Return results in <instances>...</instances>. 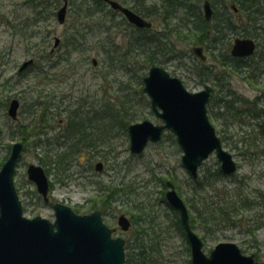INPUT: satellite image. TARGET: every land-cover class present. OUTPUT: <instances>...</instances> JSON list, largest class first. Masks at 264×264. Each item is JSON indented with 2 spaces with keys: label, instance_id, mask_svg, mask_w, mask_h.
Wrapping results in <instances>:
<instances>
[{
  "label": "rangeland",
  "instance_id": "obj_1",
  "mask_svg": "<svg viewBox=\"0 0 264 264\" xmlns=\"http://www.w3.org/2000/svg\"><path fill=\"white\" fill-rule=\"evenodd\" d=\"M35 1L0 0V168L11 144L21 141L24 147L13 180L24 215H39L52 221V204L56 202L70 206L76 213H88L99 207L101 197L116 189V199L99 209L105 223L116 227L114 235L125 240V255H134L133 246L139 242L135 239L142 236L146 244L154 242L158 249L154 264H191L188 242L175 223L178 217L164 198L165 183L169 180L184 201L188 198L191 203L200 198L207 204L216 197L228 203L236 196L252 199V205L239 206L219 228L206 230L197 224L194 230L203 238L206 253L216 243L229 241L244 253H253L257 264H264V198L259 197L260 192L264 193V137L255 130L261 118L252 117L260 113L259 108H264V60L250 71L253 76H248L249 71L226 68L214 54L224 51L230 37L232 41L242 35L230 33L228 40L214 48L195 39L196 35L185 29L184 20L177 18L180 11H176L168 18L173 34L170 44L165 45L175 57L160 65L177 76L189 91H198L205 83L213 88L208 116L224 148L237 163L235 173L192 195L190 175L181 162L182 150L171 132L165 131L158 142L148 143L140 154H132L127 129L124 132L113 128L108 143L70 152L64 169L52 166L46 172L49 201L45 202L27 178L26 168L34 163L45 169L39 156L47 152L53 159L55 153L70 150V141L63 136L68 132L69 116H92L95 110L106 107L116 113L115 107L120 104L117 101L126 94L129 107L124 114L134 119L129 123L143 119L160 121L150 111L149 97L142 90V78L148 70L142 56L136 58L134 54L132 60L131 56L120 54L129 31V23L121 12L109 15L100 12L82 18L76 12L80 0H67L65 21L59 23L56 18L59 7L54 9V15L42 19L34 13ZM116 1L128 7L134 2ZM145 1L160 4V0ZM202 2H197L201 8ZM105 7L108 9L110 5L106 3ZM35 16L39 17L36 22ZM142 16L153 23L148 28L151 33L161 29V14ZM55 37L59 39L57 46ZM198 45L202 46L203 60L192 50ZM261 48L257 45L255 61ZM158 58H163L160 53ZM28 59L33 63L18 71ZM13 98L19 101L14 119L7 113ZM98 162L102 163L99 170ZM216 167L219 163L212 153L198 167V175L213 172ZM120 213L131 220L126 231L117 226Z\"/></svg>",
  "mask_w": 264,
  "mask_h": 264
},
{
  "label": "water",
  "instance_id": "obj_2",
  "mask_svg": "<svg viewBox=\"0 0 264 264\" xmlns=\"http://www.w3.org/2000/svg\"><path fill=\"white\" fill-rule=\"evenodd\" d=\"M108 2L120 9L127 20L136 26L151 25L150 21L118 1ZM66 10L67 0H64L56 11L59 23L64 22ZM212 12L210 0H203L204 18L210 20ZM58 42V37H55L54 46ZM254 49L253 38L236 37L230 54L244 57L251 55ZM193 51L204 59L201 46L194 47ZM30 63L32 59L24 61L19 70ZM142 80V90L150 99V108L161 122L143 119L128 124L131 153H141L149 142L159 141L163 131L169 130L182 150L181 162L192 177L197 176L198 167L211 153L215 154L222 173L229 175L236 171L237 163L233 155L223 147L207 114L206 104L212 87L204 84L199 91H188L178 77L158 64L151 65ZM18 105L16 98L9 103L7 112L12 118L16 117ZM22 148L23 143L15 141L0 168V264H124L125 240L113 235L115 228L104 222L99 209L80 214L70 206L56 202L52 204L55 216L53 221L39 215L27 217L23 214L13 181ZM101 166V162L96 163L97 170ZM26 173L44 201H48L49 181L44 168L31 163ZM166 185L169 188L165 198L178 213L189 244L192 264H257L253 253L242 252L234 242H218L206 253L202 238L190 225L186 203L171 181L167 180ZM117 225L125 231L131 221L121 213L117 216Z\"/></svg>",
  "mask_w": 264,
  "mask_h": 264
},
{
  "label": "trees",
  "instance_id": "obj_3",
  "mask_svg": "<svg viewBox=\"0 0 264 264\" xmlns=\"http://www.w3.org/2000/svg\"><path fill=\"white\" fill-rule=\"evenodd\" d=\"M35 1V0H33ZM64 0H39L35 1L34 13L42 19L54 15V9L59 7ZM199 0H160V4L157 2L146 3L145 0H134L131 4L136 12L143 15H156L161 14L163 20H161L162 27L158 32L151 33L149 30H143L136 28L129 24V31L126 34L125 49L122 48L120 54L122 56H131L134 59V54L142 56L144 67H149L152 64H160L162 62L172 59L175 55L165 49V45L170 44V38H172L173 30L170 29L168 24V18L173 15L176 11H180L181 15L177 18L185 25V29L196 35L195 39L204 40L214 48L218 47L219 44H223L224 41L228 40L230 33L240 34L242 36H250L256 38L257 45H261V49L258 51V57L253 58V55L246 58H234L229 55V42L224 45V51H220L215 55V59L226 68H230L234 71L245 72L253 71L258 66L257 62L261 59L264 60V0H211L213 6V15L211 20L207 21L203 17L201 7L197 4ZM68 2V1H67ZM105 0H80L77 4V15L82 18L92 17L94 13H105L114 14L116 13L111 7L108 9L105 7ZM38 16L34 17V22L39 19ZM126 20V19H124ZM123 20V21H124ZM127 22V21H126ZM180 22V23H181ZM172 28L176 30L173 26ZM131 31V34L129 32ZM133 32H137L134 35ZM84 38V36H82ZM262 38V40H259ZM197 42V40H195ZM147 44H150L148 46ZM147 45V48L145 47ZM76 47V46H74ZM172 49V48H170ZM171 52L168 56H165L166 52ZM158 53L163 58H158ZM220 56V57H219ZM219 57V58H218ZM248 74L253 76L254 74ZM218 75V74H217ZM124 94L120 103L116 105V113L110 111V107L95 110V115L80 116L71 115L68 117L67 129L68 132L63 134L64 137L70 141V150H64L62 152L55 153L54 158L45 152L42 156H39L40 162L45 167V171L48 173L49 169L54 166L56 168L64 169L66 164L70 160V152L82 151L83 149H95L98 146L108 143L112 138L111 129L121 128L124 132L127 129L129 120L133 118H126L124 111L127 109L126 99ZM107 105V104H106ZM231 106V105H230ZM129 107V106H128ZM99 111V112H98ZM110 111V112H109ZM259 114H252V117H259L261 120L255 124L256 134L264 137V108H259ZM123 112V116L120 114ZM111 114V115H110ZM172 137H174L172 135ZM37 144L40 141H35ZM36 143L34 145H36ZM224 175L219 167H216L213 172H204L202 176L198 175L196 178L190 177V183L192 187V195H197L205 186L217 183L222 180ZM191 190V188H190ZM116 189L106 193L101 197L99 207L104 209L111 200L116 199L114 196ZM237 195L240 192L237 190ZM259 197L264 198V193L260 192ZM193 199V196H192ZM199 200V199H198ZM197 200V201H198ZM196 201L190 202V199H185V202L189 204V219L190 224L194 228L195 225L201 224L206 230H212L219 228L223 223L228 222L231 217V213L236 211L239 206H250L252 205V199L245 198L242 196H236L235 199L226 201L221 197H216L207 204L206 200L200 198V205ZM239 202V204H238ZM95 207V206H94ZM177 216V214H176ZM177 227L182 230L179 220L175 221ZM145 240V239H144ZM142 236L135 239L139 241L136 246H133L134 255L126 256L124 264H154L156 263L157 248L154 242L146 244Z\"/></svg>",
  "mask_w": 264,
  "mask_h": 264
},
{
  "label": "flooded vegetation",
  "instance_id": "obj_4",
  "mask_svg": "<svg viewBox=\"0 0 264 264\" xmlns=\"http://www.w3.org/2000/svg\"><path fill=\"white\" fill-rule=\"evenodd\" d=\"M115 11H117V10H115ZM117 12H118V11H117ZM118 13H119V12H118ZM152 24H153V23H152ZM142 29H143L144 31H145V30H148V29H146V28H142Z\"/></svg>",
  "mask_w": 264,
  "mask_h": 264
}]
</instances>
